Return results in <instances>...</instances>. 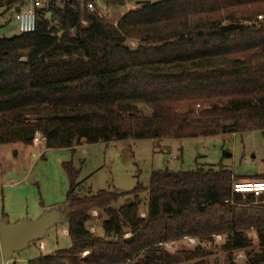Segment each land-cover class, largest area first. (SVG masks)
<instances>
[{"label": "trees", "instance_id": "trees-1", "mask_svg": "<svg viewBox=\"0 0 264 264\" xmlns=\"http://www.w3.org/2000/svg\"><path fill=\"white\" fill-rule=\"evenodd\" d=\"M130 1L106 5L124 8ZM138 2L116 23L86 2H52L36 9L34 32L0 37V145L33 144L37 130L48 149L264 131V23L258 21L264 0ZM22 6L0 0L13 18ZM229 23L244 27L221 32ZM64 168L71 246L28 264H264V205L248 206L258 197L233 190L236 181L264 174L237 175L222 166L158 170L148 187L79 196L80 170L69 162ZM144 191L148 209L141 217ZM121 199L125 204L115 207ZM93 210L107 216L103 236L88 227ZM250 229L260 251L238 263L236 252L254 243ZM188 235L198 239L194 248L173 252L163 245ZM218 235L225 256L211 261Z\"/></svg>", "mask_w": 264, "mask_h": 264}, {"label": "rangeland", "instance_id": "rangeland-1", "mask_svg": "<svg viewBox=\"0 0 264 264\" xmlns=\"http://www.w3.org/2000/svg\"><path fill=\"white\" fill-rule=\"evenodd\" d=\"M138 1L144 0H132L126 7L114 9L107 7V0H95L94 3L97 7L107 9L110 17L106 19L116 23L127 11L136 8ZM58 4L61 5V2ZM3 11L0 9V37H10L18 33V25L11 12ZM260 21L264 23V18ZM52 26H57L53 20ZM33 144L19 142L0 145V221L6 220L11 224L25 218L33 221L41 215L43 206L47 209L57 207L67 213V194L70 187L64 168L67 162L80 170L76 189L79 196L95 194L100 190L130 192L138 185L148 187L152 172L158 170L179 172L192 171L199 167L222 166L237 175L264 174V131L258 130L182 139H128L87 144L75 151L52 148L38 158L32 157V153H39L41 149ZM14 182L16 185L12 184ZM255 196L258 197L257 201L248 206H263L264 199L259 198L264 193ZM123 204L125 200L121 199L114 206L118 208ZM140 209V216L146 217V191L140 194ZM93 211H96L95 215ZM93 211L94 218L88 223V227L94 235L103 236L102 223L107 216L100 211ZM67 228L68 221L56 224L43 239L32 241L27 248L16 252L9 259L4 256L0 242V264H28L32 259L68 249L71 239ZM249 232L255 239L254 243L247 251L236 252L238 263L246 262L249 252L254 254L260 251L255 230L250 229ZM218 236V245L210 247L213 251L209 257L211 261L225 256L221 250L222 235ZM131 237L130 232L126 233L125 238ZM189 239H194L195 242ZM197 242L196 237L188 235L167 241L163 245L170 251L177 252L194 248ZM89 255V251H86L82 256ZM196 263L191 261L183 264Z\"/></svg>", "mask_w": 264, "mask_h": 264}, {"label": "water", "instance_id": "water-1", "mask_svg": "<svg viewBox=\"0 0 264 264\" xmlns=\"http://www.w3.org/2000/svg\"><path fill=\"white\" fill-rule=\"evenodd\" d=\"M243 27L242 23H229L222 25L220 30L224 33ZM68 219L69 210L64 215L63 209L56 207L44 210L33 221L25 218L11 224L6 220H1L0 242L4 256L7 259L11 258L16 252L27 248L32 241L43 239L50 228L58 223L68 221Z\"/></svg>", "mask_w": 264, "mask_h": 264}, {"label": "built area", "instance_id": "built-area-1", "mask_svg": "<svg viewBox=\"0 0 264 264\" xmlns=\"http://www.w3.org/2000/svg\"><path fill=\"white\" fill-rule=\"evenodd\" d=\"M23 6L16 11L14 14L15 21L18 25V31L21 33L26 32H34L37 27V15L36 9L40 7H50L52 2H64L67 0H21ZM82 3L86 2L89 10L97 11L99 16L103 18L110 17V13L107 9L102 8L101 6L97 7L95 0H77ZM264 18L263 15L258 16V21ZM84 25L87 24L86 21H82ZM47 136L41 131L37 130L33 135V143L38 146L42 153L45 152L47 148ZM16 185V182L12 183ZM233 190L239 193H254V194H262L264 193V180H242L236 181L233 184ZM93 214H96V211H93ZM221 237V236H218ZM191 242H195L194 239H189ZM44 246V245H43ZM87 254V253H85Z\"/></svg>", "mask_w": 264, "mask_h": 264}, {"label": "crops", "instance_id": "crops-1", "mask_svg": "<svg viewBox=\"0 0 264 264\" xmlns=\"http://www.w3.org/2000/svg\"><path fill=\"white\" fill-rule=\"evenodd\" d=\"M34 145V144H33ZM87 145V143H85V142H83L81 145H79V146H77L76 148H74V149H71V148H65L66 150H77L78 148H83L84 146H86ZM49 149H52V148H49ZM39 156H43V153H42V151L40 150V152L39 153H36V152H33L32 153V157H34V158H38ZM4 168H2V170H3ZM42 212L44 211V210H46L47 208L45 207V206H43L42 207ZM67 213H68V211H67ZM67 213H65L64 212V214H67ZM57 251V250H56Z\"/></svg>", "mask_w": 264, "mask_h": 264}]
</instances>
